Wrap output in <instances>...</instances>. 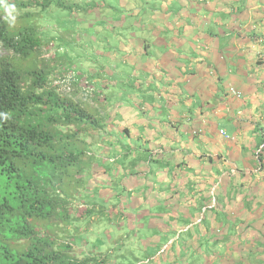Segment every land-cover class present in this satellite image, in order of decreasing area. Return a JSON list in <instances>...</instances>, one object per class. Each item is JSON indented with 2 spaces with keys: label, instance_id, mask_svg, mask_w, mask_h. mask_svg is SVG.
Returning a JSON list of instances; mask_svg holds the SVG:
<instances>
[{
  "label": "trees",
  "instance_id": "1",
  "mask_svg": "<svg viewBox=\"0 0 264 264\" xmlns=\"http://www.w3.org/2000/svg\"><path fill=\"white\" fill-rule=\"evenodd\" d=\"M155 1H141L140 8H133L129 1L121 7L126 9L124 13L107 0H3L0 3V113L8 117L0 118V264H264L261 241L264 234L243 226L236 209L224 210V199H235L236 190L219 200L211 195L213 202L202 199L193 213L188 212L185 218L180 215L172 218L170 222H177V230L159 233L153 229L155 232L145 240L158 238L156 243L138 241L141 244L137 247L127 246L125 240L110 241L113 247L107 250L102 249L105 242L96 241L90 247L82 240L76 232L83 218L78 208L53 198L67 185L71 192L75 190L74 181L66 182L68 172L100 166L105 156H113L112 167L121 169L120 186L124 189L127 188L122 182L129 177H142L148 182L149 174L137 168L156 162L148 147L135 140L127 129L121 134L107 130L115 116L106 107L120 102L117 94L128 88L119 85L109 89L113 92L108 99L101 91L106 86L99 81L100 89L96 92L92 82L94 77L100 79V73L107 68L105 62L92 60L93 66L89 68L92 72L87 73L81 61L83 52L72 48L76 36L67 33L44 36L42 21L50 20L54 9L71 13L74 10L91 18L84 22L91 27L97 42L111 40L116 35L130 39L131 34H136L143 41L144 57L150 58L154 50H149V37L141 27L161 25L153 19ZM4 3L15 5L19 13H13L16 15L13 25L5 19ZM147 3L151 5L149 8ZM135 10H138L136 14ZM60 48L64 51L57 54ZM42 53L47 57L45 63L40 57ZM68 73H73L76 81L70 93H63L52 84V79ZM85 84L94 89L89 98L82 93ZM76 92L81 98L73 95ZM252 134L255 138L252 163L264 186V127L254 125ZM82 180L80 183L86 188L87 178ZM223 183L224 180L220 184ZM96 202L95 198L88 202L93 210ZM113 208L99 207L97 218L109 219L107 212ZM149 213L157 217L166 211L157 209ZM137 214L135 219H145L144 226L150 229V216ZM128 220L119 211L115 221L118 224ZM52 221L54 224H49ZM251 229L255 236L245 239L246 230Z\"/></svg>",
  "mask_w": 264,
  "mask_h": 264
},
{
  "label": "crops",
  "instance_id": "2",
  "mask_svg": "<svg viewBox=\"0 0 264 264\" xmlns=\"http://www.w3.org/2000/svg\"><path fill=\"white\" fill-rule=\"evenodd\" d=\"M127 1L118 0L122 7ZM153 19L161 25L141 27L149 37V50H154L150 58L144 57L143 41L136 34L130 39L116 35L97 42L90 27L72 44L74 50L83 52L81 61L87 73L92 72V60L105 62L107 68L100 79L94 77L92 82L96 92L100 82L106 86L101 90L104 96L110 88L133 85L117 94L120 102L106 107L115 116L107 130L112 131L114 125L121 131L127 129L148 147L156 163L139 166L137 171L151 174L158 185L142 177L123 180L122 186L129 190L145 189L128 205L140 217L150 216V229L152 223H160L165 229H154L170 233L178 226L170 222L172 218H185L189 207L197 208L202 199L213 202L211 195L219 200L236 190L235 199H224V210L236 209L243 226L264 234V186L248 151L255 145L252 131L258 119H251L249 125L236 121V116L231 118L233 137L226 142L215 132L216 120L208 117L231 105L224 98L237 99L229 96L230 88L248 97L261 96L264 91V0H164L156 5ZM63 51L60 48L57 54ZM201 128L207 129L208 136H195ZM215 143H221V150L214 151ZM112 159L105 156L102 163ZM94 169L102 174L107 171L101 166ZM111 172L122 176L118 166ZM223 180L224 186L216 187ZM142 206L166 213L154 217L149 213L153 210H142ZM178 210L181 213L174 216L172 212Z\"/></svg>",
  "mask_w": 264,
  "mask_h": 264
},
{
  "label": "rangeland",
  "instance_id": "3",
  "mask_svg": "<svg viewBox=\"0 0 264 264\" xmlns=\"http://www.w3.org/2000/svg\"><path fill=\"white\" fill-rule=\"evenodd\" d=\"M107 1L111 6L116 7L117 10L122 13H124V11L126 10L124 8H121L122 6L120 2H116V0H107ZM141 1L144 2V0H128L127 2H129V4L133 8H135V6L140 8V6L142 5ZM158 2H160V0L155 3V6L158 4ZM149 6L151 5L148 4L147 7L149 8ZM104 11H102V13ZM107 11H105V13L109 12ZM147 12L150 13L148 10ZM85 19L89 21L91 20V18L87 16L85 18L84 15L80 13H76L74 10L71 13L68 10L54 9L51 15V19L50 20L46 19L42 21L43 25H42L41 31L44 33V36L47 35L51 37L55 33H60V34L67 33L69 35L71 34V36L84 37L87 34V32L91 30L88 23L85 24L84 22ZM40 55H41L40 57L44 59V63H45L46 62L45 60L47 58L45 53H42ZM253 60L254 59L252 58V61ZM132 86H133L132 83H130L129 86H126V87L129 89ZM238 91L241 94L240 99L232 100V99L224 98L226 100V103L227 102L231 103V105H229L228 107L226 104V108H228V110H226V108L225 109L221 108V109L216 110L215 113L208 115L209 120L214 119L218 123V126L215 130L218 138H220L221 140H225L226 142H229L230 139L233 137L232 136L233 130L231 129L232 128L231 118H233L234 116H236V121L241 120V122L249 124V125L253 124V121H251V119L252 120L254 118L258 119L257 124L264 127V91L261 94V96H256L255 94L254 97H250V96L248 97V95L246 96V94H244L242 91L240 90ZM111 92H113V90H108L105 94L107 95L106 97L108 99H111ZM73 95L81 98L78 92L73 93ZM254 107L259 109V110H256L255 115H253L254 113L251 114V110ZM237 113H240V114L237 115ZM219 114L222 117H218ZM249 114H251V116ZM212 115H215V117H218V118H214ZM114 127H117V126L114 125ZM114 127L112 129L116 131H113V130L112 131L115 132L116 134H121V129L119 128L116 129ZM218 131H222L223 134L221 135L219 133L220 134L219 135ZM199 135L202 137L208 136L207 129L201 128V133L198 132L197 135L195 136L198 137ZM131 136L135 137L134 135H131ZM215 144L216 145L214 146L215 148L214 151L221 150V148L218 147V145L221 143H219L218 145L217 143ZM252 150L253 149L248 148L249 152H252ZM240 154L244 156L245 155L244 150H241ZM107 161H104V163L99 164L100 166L107 168V171L105 172V174H102L101 171H97L96 169L93 170L92 168H86L81 171L75 169L72 171L73 175L72 173L68 172V176H66L67 177L66 182L71 181V180L74 181L77 184L75 190L71 192L69 190L70 188H68L69 186L67 185L59 195H56L53 198L59 203H64V202L72 203L73 208L75 209L78 208L79 214L83 218L80 221L82 223L78 226L79 229L76 232L80 233V236H82V240L89 243L88 245L90 247L93 245H96L94 244L96 241L101 242V243L105 242L106 245L102 249L107 250L108 248L113 247L112 246L113 242L115 243V242L124 241V240L126 241L127 246L128 245L135 246L136 244V246L138 247L137 244H141L138 241H143L146 239V236H149V234L150 235L153 234L155 232V230H153L155 227L157 228L158 226V228L162 230H164L165 228L161 226L160 223H156V224L152 223L153 226L151 228L153 229H148L146 228V226H144L145 219H135L136 218L135 210L132 209L133 208L132 205H128V204L131 203L130 201L135 196V194L140 195L139 193L144 192L145 189H140L139 187L136 186L135 190L132 191V190L124 189L123 187H121L120 183H121L122 176L115 175V173H112L111 172V169H112L111 161L112 160L110 162H107ZM153 165L154 164L152 163L151 166ZM82 178L83 179L87 178L86 188L85 187L83 188L81 185V183L83 182ZM80 180L82 181L81 183H80ZM155 181L156 180L150 174L148 176V182L155 183L156 185H158V183ZM220 183L221 182L219 181L216 184L217 185L216 187L219 188L221 186H224V183L223 185H221ZM94 198L98 199V202H96L97 204H96L95 210H93L92 206L88 203L90 202V200H92L93 202ZM119 200H121L120 202L121 204L117 205ZM111 206H114V208L108 211L107 212L108 216H106L109 219L107 218L104 219L103 217L97 218L99 214L98 212L99 207L105 208L106 210V208H110ZM145 207L146 206H142L140 209L142 210L146 209ZM119 209H123V210H119ZM193 209L194 208L189 207L190 213H193L192 212ZM146 210L154 211V209H146ZM119 211L122 212L124 216L128 217L129 222L126 223V221H121L118 224H116L115 220H116V217ZM172 213L174 216H176L180 214L181 211L180 210L175 211V212L173 211ZM49 224L51 225L54 224V221H52ZM177 229L178 227H175V230ZM157 232L161 233L160 231H157ZM253 235L255 236V232L252 231V229L246 230V235L244 236V238L245 239L251 238ZM157 240L158 238H152V239H149L148 241L156 243ZM110 241H113V242H110Z\"/></svg>",
  "mask_w": 264,
  "mask_h": 264
},
{
  "label": "built area",
  "instance_id": "4",
  "mask_svg": "<svg viewBox=\"0 0 264 264\" xmlns=\"http://www.w3.org/2000/svg\"><path fill=\"white\" fill-rule=\"evenodd\" d=\"M75 81H76L75 75L73 73H68L65 74L64 76L61 77L59 76L53 79L52 84L54 86H57L59 90L63 93H70L72 91V85L75 83ZM82 93L84 94V96L89 98L91 94L94 93V89L88 86L87 84H85L83 86ZM228 94L233 98H237V99L240 98V94L236 92L233 88H230L228 90ZM219 133L221 135L223 134L222 131H219Z\"/></svg>",
  "mask_w": 264,
  "mask_h": 264
},
{
  "label": "clouds",
  "instance_id": "5",
  "mask_svg": "<svg viewBox=\"0 0 264 264\" xmlns=\"http://www.w3.org/2000/svg\"><path fill=\"white\" fill-rule=\"evenodd\" d=\"M0 3H3V0H0ZM3 7H4V10L7 14L5 19H7L9 21L10 25H13L15 23V20H16V15L19 14L16 10L15 5H9V4L4 3ZM13 13H16V15H13ZM0 118L7 119L8 117H7V114L0 113Z\"/></svg>",
  "mask_w": 264,
  "mask_h": 264
}]
</instances>
